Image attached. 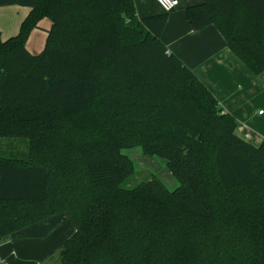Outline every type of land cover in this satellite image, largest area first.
Wrapping results in <instances>:
<instances>
[{"label":"trees","instance_id":"trees-1","mask_svg":"<svg viewBox=\"0 0 264 264\" xmlns=\"http://www.w3.org/2000/svg\"><path fill=\"white\" fill-rule=\"evenodd\" d=\"M141 1L0 0L30 9L0 35V241L65 214L74 232L54 264H264V141L237 136L162 42L169 12ZM185 15L264 71V0H203ZM136 147L165 159L179 187L153 175L128 187L121 151Z\"/></svg>","mask_w":264,"mask_h":264},{"label":"crops","instance_id":"crops-1","mask_svg":"<svg viewBox=\"0 0 264 264\" xmlns=\"http://www.w3.org/2000/svg\"><path fill=\"white\" fill-rule=\"evenodd\" d=\"M151 2L141 1L144 5ZM202 2L179 0L168 14L162 42L210 90L220 108L235 118L237 136L257 147L264 141V71L259 75L251 73L228 49L214 26L198 31L189 27L185 9ZM29 12V8L18 5L0 7L1 38L16 35ZM50 27V20L43 18L29 33L25 48L30 54L37 55L44 49ZM73 232L68 217L56 215L0 241V261L45 264Z\"/></svg>","mask_w":264,"mask_h":264},{"label":"rangeland","instance_id":"rangeland-1","mask_svg":"<svg viewBox=\"0 0 264 264\" xmlns=\"http://www.w3.org/2000/svg\"><path fill=\"white\" fill-rule=\"evenodd\" d=\"M121 152L129 157L134 166V173L127 181L128 187H134L138 183L150 179L152 175L157 177L169 191H173L179 187L178 181L168 171L165 159L144 155L138 147L123 149ZM57 258L58 255L55 254L45 264H54Z\"/></svg>","mask_w":264,"mask_h":264},{"label":"built area","instance_id":"built-area-1","mask_svg":"<svg viewBox=\"0 0 264 264\" xmlns=\"http://www.w3.org/2000/svg\"><path fill=\"white\" fill-rule=\"evenodd\" d=\"M156 1L158 5L166 12H171L179 5V0H156ZM0 264L3 263L0 261Z\"/></svg>","mask_w":264,"mask_h":264}]
</instances>
